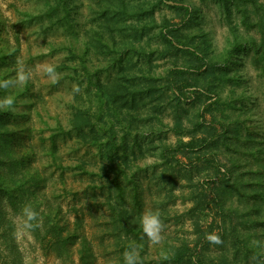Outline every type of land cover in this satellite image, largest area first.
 Returning a JSON list of instances; mask_svg holds the SVG:
<instances>
[{"label": "rangeland", "instance_id": "obj_1", "mask_svg": "<svg viewBox=\"0 0 264 264\" xmlns=\"http://www.w3.org/2000/svg\"><path fill=\"white\" fill-rule=\"evenodd\" d=\"M238 2L0 0V264L133 247L141 264H264V73L251 47L229 54L233 29L260 40L264 0Z\"/></svg>", "mask_w": 264, "mask_h": 264}, {"label": "trees", "instance_id": "obj_2", "mask_svg": "<svg viewBox=\"0 0 264 264\" xmlns=\"http://www.w3.org/2000/svg\"><path fill=\"white\" fill-rule=\"evenodd\" d=\"M223 3L225 2H232L235 5H239L238 0H221ZM121 9H125L126 10V4L124 3V1H122L119 4ZM228 7V5H227ZM239 10H241L243 12L244 15V19L245 22L247 20H249V14H248V10L246 8H241L240 6L237 7ZM247 24V23H246ZM257 25L260 26L261 28V37L260 40H257L255 37L253 36H249L246 39H243L239 36L238 32L234 31L233 29V35H234V47L233 50L229 51V54H233V52L236 50H242V49H246L248 47H251L255 53V57H254V64L257 68L262 69V72L264 73V65L261 63V60L264 58V23L259 21L257 22ZM4 54L2 52V50H0V57H3ZM259 58V59H258ZM260 64H262L263 66H260ZM177 69V68H176ZM3 84H4V79L0 77V94L3 93V91L5 90L3 88ZM100 90L102 91L105 87L102 86L100 84ZM123 87L125 90H127L129 88V84H127L126 82H124ZM130 91H128L129 93ZM174 95L177 96V99L180 98V88H178V84H176L174 82ZM109 98V96L107 94H105V96L101 95V100L104 101V98ZM5 109L2 108L1 104H0V160L8 157V158H13L12 157V151H11V146H12V141L10 138H7L6 134L9 132V128L5 123V118H4V113H5ZM223 128H226V126L222 123L221 124ZM82 125L80 123H77V121H73V127L75 128H80ZM198 142H200V140L197 141H193L191 140L190 142L184 143L181 146V149H184L185 147H192V146H196L198 145ZM203 142H206V140H203ZM51 215V214H50Z\"/></svg>", "mask_w": 264, "mask_h": 264}, {"label": "clouds", "instance_id": "obj_3", "mask_svg": "<svg viewBox=\"0 0 264 264\" xmlns=\"http://www.w3.org/2000/svg\"><path fill=\"white\" fill-rule=\"evenodd\" d=\"M47 71L50 75H55V71L52 67H49ZM20 79L23 80L24 77L21 76ZM75 91H79V87H75ZM23 211L29 221L34 220L37 216V213L30 207H25ZM26 226L32 227L33 225L28 223ZM141 226L143 228V232L150 240L159 241V239L161 238L160 233L163 228V222L158 212L145 213L141 217ZM208 239L214 243L220 242L219 238L214 235L208 236ZM124 264H141L136 248L133 247L127 249L124 252Z\"/></svg>", "mask_w": 264, "mask_h": 264}]
</instances>
